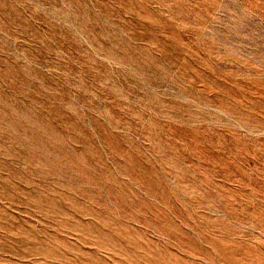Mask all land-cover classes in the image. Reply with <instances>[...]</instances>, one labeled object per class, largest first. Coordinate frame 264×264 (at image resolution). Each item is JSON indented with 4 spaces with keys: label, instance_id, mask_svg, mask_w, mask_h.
I'll return each mask as SVG.
<instances>
[{
    "label": "rangeland",
    "instance_id": "obj_1",
    "mask_svg": "<svg viewBox=\"0 0 264 264\" xmlns=\"http://www.w3.org/2000/svg\"><path fill=\"white\" fill-rule=\"evenodd\" d=\"M0 264H264V0H0Z\"/></svg>",
    "mask_w": 264,
    "mask_h": 264
}]
</instances>
